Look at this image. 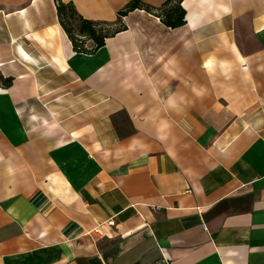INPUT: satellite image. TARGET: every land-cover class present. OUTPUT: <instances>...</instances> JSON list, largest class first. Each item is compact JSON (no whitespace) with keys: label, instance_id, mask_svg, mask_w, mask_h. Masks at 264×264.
Segmentation results:
<instances>
[{"label":"crops","instance_id":"0c3cea01","mask_svg":"<svg viewBox=\"0 0 264 264\" xmlns=\"http://www.w3.org/2000/svg\"><path fill=\"white\" fill-rule=\"evenodd\" d=\"M181 4L0 0V264H264V0Z\"/></svg>","mask_w":264,"mask_h":264},{"label":"trees","instance_id":"16d2710c","mask_svg":"<svg viewBox=\"0 0 264 264\" xmlns=\"http://www.w3.org/2000/svg\"><path fill=\"white\" fill-rule=\"evenodd\" d=\"M55 1L59 20L73 41L76 50L92 51L104 45L106 37L127 28L123 18L130 11L137 8L145 9L158 15L166 25L171 27H177L186 23V9L181 4L183 0H168L160 6L152 5L144 0H130L119 10V19L115 23L84 17L77 10L73 2ZM118 25H120L118 28L112 30L113 27ZM88 39L94 43L88 45ZM9 80L10 78L7 79V81Z\"/></svg>","mask_w":264,"mask_h":264},{"label":"rangeland","instance_id":"374dc122","mask_svg":"<svg viewBox=\"0 0 264 264\" xmlns=\"http://www.w3.org/2000/svg\"><path fill=\"white\" fill-rule=\"evenodd\" d=\"M119 26H120V25L113 27L112 30L118 28ZM81 38H82V37H81ZM85 39H86V38H85ZM93 43H94V42H93L92 40L88 39V45H92Z\"/></svg>","mask_w":264,"mask_h":264},{"label":"bare ground","instance_id":"6f19581e","mask_svg":"<svg viewBox=\"0 0 264 264\" xmlns=\"http://www.w3.org/2000/svg\"><path fill=\"white\" fill-rule=\"evenodd\" d=\"M22 51H23V50H22ZM22 51H21V52H22Z\"/></svg>","mask_w":264,"mask_h":264}]
</instances>
